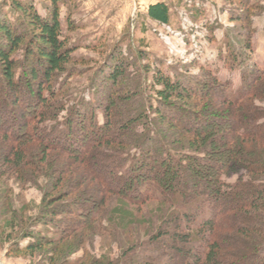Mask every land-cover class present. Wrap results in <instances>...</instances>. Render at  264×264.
Wrapping results in <instances>:
<instances>
[{"label": "trees", "instance_id": "trees-1", "mask_svg": "<svg viewBox=\"0 0 264 264\" xmlns=\"http://www.w3.org/2000/svg\"><path fill=\"white\" fill-rule=\"evenodd\" d=\"M49 2L41 16L32 3L11 0L13 13L0 18V179L46 182L44 217L26 230L21 218L0 221L26 241H15V252L46 255L49 264H91L88 256L68 261L67 251L89 233L103 234L102 210L116 198L168 209L147 241L157 252L138 264H264V109L254 103L264 102V69L245 68L232 93L209 65H199V78L155 68L145 86L151 96L141 98L127 84L118 47L100 67L101 91L95 87L91 101L66 112L61 91L75 73L69 65L79 46L64 35L72 26L69 19L66 30L61 26V0ZM146 14L169 25L164 3ZM227 54L232 68L241 64ZM61 112L62 122L46 127ZM233 174L239 177L232 184L222 179ZM34 225H43L42 233Z\"/></svg>", "mask_w": 264, "mask_h": 264}, {"label": "rangeland", "instance_id": "rangeland-1", "mask_svg": "<svg viewBox=\"0 0 264 264\" xmlns=\"http://www.w3.org/2000/svg\"><path fill=\"white\" fill-rule=\"evenodd\" d=\"M22 1L32 3L41 16L48 13L49 0ZM156 3L168 7L169 25H159L147 18V8ZM10 5L11 0H0V18L12 12ZM59 6L63 30L68 26V19L72 26L64 35L72 45L79 46L69 65L75 73L61 91L67 95L66 112L80 100L91 101L95 87L101 91L106 78L99 77L100 67L118 47L121 59L128 64L127 84L141 98L151 96L145 86L149 85L155 68L170 76L199 78L204 75L199 65H209L220 80L230 81L232 93L239 86L245 68L254 65L264 69V0H61ZM228 49L237 59L241 58L239 66L232 68L225 61ZM21 55L22 52L18 53V59ZM24 94L25 90L20 96L25 97ZM4 96L1 89L0 104ZM139 96L128 104L137 107L142 100ZM254 103L264 109V102ZM16 109L26 114L21 105ZM65 117L66 113L61 112L56 119L46 122V127L51 125L49 123H61ZM98 121L102 122L101 115ZM141 131L138 127L137 133ZM238 177L239 174H233L222 179L232 184ZM45 185L44 180L36 185H23L12 178L0 179V221L17 219L18 223L21 218L27 223L26 228L24 224L19 225L26 230L33 219L38 221L39 217H44L41 211ZM113 200L102 210L103 234H87L80 248L67 251L68 261L88 256L91 264H102L105 259L115 264H129L130 260L138 264L145 254L157 252L147 241L164 221L163 216L168 212L166 206L160 202L136 206ZM34 227V233L44 230L43 225ZM14 230L6 225L0 228V264H49L46 255L15 252V241L20 247H24L26 241L16 235L18 228ZM126 253L128 255L124 256Z\"/></svg>", "mask_w": 264, "mask_h": 264}]
</instances>
